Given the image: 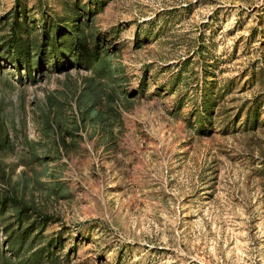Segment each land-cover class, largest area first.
<instances>
[{
	"label": "rangeland",
	"instance_id": "1",
	"mask_svg": "<svg viewBox=\"0 0 264 264\" xmlns=\"http://www.w3.org/2000/svg\"><path fill=\"white\" fill-rule=\"evenodd\" d=\"M20 1L79 10L107 70L0 55L11 264H264V0Z\"/></svg>",
	"mask_w": 264,
	"mask_h": 264
},
{
	"label": "trees",
	"instance_id": "2",
	"mask_svg": "<svg viewBox=\"0 0 264 264\" xmlns=\"http://www.w3.org/2000/svg\"><path fill=\"white\" fill-rule=\"evenodd\" d=\"M72 10L73 16L68 18H46L42 11L41 17L36 19L32 16L33 10L16 0L14 6L0 19V55L19 71L24 69L30 79L45 61L54 60H67L82 65L96 75H103L107 70V60L100 53L98 40L94 38L91 27L81 12ZM254 117L255 114L251 111L247 121L252 120V125ZM9 142L5 125L0 120V179L6 184L9 183L11 171L7 170L8 166H5L1 155L9 150ZM11 200L18 201L13 191L0 194V215ZM28 213V207L21 203L16 223L4 225L5 232L14 230L7 240L11 250L26 244L29 238H34L38 222L26 224ZM41 219L44 218L41 216ZM0 264H11L10 259L1 251Z\"/></svg>",
	"mask_w": 264,
	"mask_h": 264
}]
</instances>
